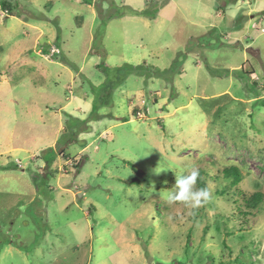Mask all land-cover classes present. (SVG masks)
<instances>
[{"label": "rangeland", "instance_id": "1", "mask_svg": "<svg viewBox=\"0 0 264 264\" xmlns=\"http://www.w3.org/2000/svg\"><path fill=\"white\" fill-rule=\"evenodd\" d=\"M1 1L0 264H264V0Z\"/></svg>", "mask_w": 264, "mask_h": 264}, {"label": "clouds", "instance_id": "2", "mask_svg": "<svg viewBox=\"0 0 264 264\" xmlns=\"http://www.w3.org/2000/svg\"><path fill=\"white\" fill-rule=\"evenodd\" d=\"M198 179H200L198 167L190 166L186 175L176 177L175 187L168 193V202H181L193 209L207 203L212 194L206 187H196Z\"/></svg>", "mask_w": 264, "mask_h": 264}, {"label": "trees", "instance_id": "3", "mask_svg": "<svg viewBox=\"0 0 264 264\" xmlns=\"http://www.w3.org/2000/svg\"><path fill=\"white\" fill-rule=\"evenodd\" d=\"M0 8L4 12L6 10L8 11V7H7V4H6L5 1H1L0 2ZM263 15H264V13H263ZM72 120H74V122H77V123H83L84 122V121H79V119L78 120L77 119H72ZM84 125H85V128L84 129L81 128L77 133H82L83 131L88 130V127H87L86 123H84ZM197 185H198V188H202V187H206L207 188L205 180L203 181L202 179H198ZM263 199H264V196H263V194L261 192L260 193L259 192H255V193L251 194L249 197H246V199H245V201H246L245 205L247 207L246 209H253V210L257 209L258 211L262 210V212H264V207L262 205Z\"/></svg>", "mask_w": 264, "mask_h": 264}, {"label": "built area", "instance_id": "4", "mask_svg": "<svg viewBox=\"0 0 264 264\" xmlns=\"http://www.w3.org/2000/svg\"><path fill=\"white\" fill-rule=\"evenodd\" d=\"M50 54H51V56H53V55H59V51L56 48H52L50 50ZM262 92L264 93V89H262Z\"/></svg>", "mask_w": 264, "mask_h": 264}, {"label": "crops", "instance_id": "5", "mask_svg": "<svg viewBox=\"0 0 264 264\" xmlns=\"http://www.w3.org/2000/svg\"><path fill=\"white\" fill-rule=\"evenodd\" d=\"M78 95H79V96H82V97H84V96H83V94L81 93V90H80V92H79V94H78Z\"/></svg>", "mask_w": 264, "mask_h": 264}]
</instances>
